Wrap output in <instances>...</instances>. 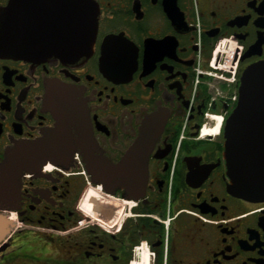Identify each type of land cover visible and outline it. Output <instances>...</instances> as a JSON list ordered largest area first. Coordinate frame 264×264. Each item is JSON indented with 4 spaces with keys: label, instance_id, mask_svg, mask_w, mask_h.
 Wrapping results in <instances>:
<instances>
[{
    "label": "flooded vegetation",
    "instance_id": "1",
    "mask_svg": "<svg viewBox=\"0 0 264 264\" xmlns=\"http://www.w3.org/2000/svg\"><path fill=\"white\" fill-rule=\"evenodd\" d=\"M23 1L20 21L59 17L49 0ZM93 2L89 55L0 51V164L57 128L50 87L70 92L62 152L0 185V264H264V201L229 190L225 156L243 73L264 60V0ZM146 121L164 126L133 151ZM87 151L130 156L142 190L124 187V169L111 183L91 174Z\"/></svg>",
    "mask_w": 264,
    "mask_h": 264
},
{
    "label": "water",
    "instance_id": "2",
    "mask_svg": "<svg viewBox=\"0 0 264 264\" xmlns=\"http://www.w3.org/2000/svg\"><path fill=\"white\" fill-rule=\"evenodd\" d=\"M48 5L53 10H59V17L31 24L17 17L25 1L9 0L0 8V51L26 58L52 54L61 57L89 55L98 29V9L93 0H49ZM239 93L238 103L226 126L229 190L247 200L264 201V60L246 68ZM69 94L68 88L63 85L50 87L49 100L56 98L59 103L57 128L43 137L18 142L8 149L4 163L0 164V185L14 181L21 170L37 169L45 158L62 152L54 145L60 143L57 139L67 136L64 123L67 114L62 102ZM69 115L73 117L74 114ZM163 126H154L146 121L132 150H150ZM86 154L91 174L103 175L111 183L115 171L124 169L123 175L128 177L122 181L124 187L138 193L142 190L144 183L132 178L144 175V168L136 173L137 167L126 165L130 156L125 157L120 165H113L104 158H96L89 151Z\"/></svg>",
    "mask_w": 264,
    "mask_h": 264
},
{
    "label": "built area",
    "instance_id": "3",
    "mask_svg": "<svg viewBox=\"0 0 264 264\" xmlns=\"http://www.w3.org/2000/svg\"><path fill=\"white\" fill-rule=\"evenodd\" d=\"M226 54L229 58L232 57V54L228 50L226 51Z\"/></svg>",
    "mask_w": 264,
    "mask_h": 264
},
{
    "label": "rangeland",
    "instance_id": "4",
    "mask_svg": "<svg viewBox=\"0 0 264 264\" xmlns=\"http://www.w3.org/2000/svg\"><path fill=\"white\" fill-rule=\"evenodd\" d=\"M84 206L87 207L86 204H84Z\"/></svg>",
    "mask_w": 264,
    "mask_h": 264
}]
</instances>
